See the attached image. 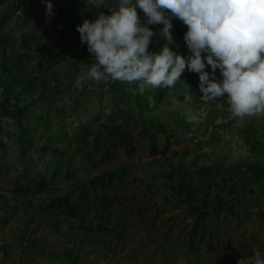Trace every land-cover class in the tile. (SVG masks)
Instances as JSON below:
<instances>
[{
  "label": "rangeland",
  "instance_id": "374dc122",
  "mask_svg": "<svg viewBox=\"0 0 264 264\" xmlns=\"http://www.w3.org/2000/svg\"><path fill=\"white\" fill-rule=\"evenodd\" d=\"M50 2L53 5V15L46 16L45 0H0V20L7 13L12 15L3 26L0 24V52L5 46L8 54L13 56L15 55L13 48L22 49L30 54L25 60V65L15 68L14 73L4 71L2 68L3 55L0 54V80L6 79L15 93L22 89L27 79L34 75L36 70L41 69L40 65L45 67V61L50 55H55V66L52 69L65 66L64 57L66 60H71L75 55L80 56L81 76L85 74L86 60L97 63L89 52H83L76 41L70 45L67 39L55 36L56 10L62 4L71 6L82 22L85 19L94 20L101 11L108 14L116 9L117 4V0H104V4L97 8L88 4L86 0H50ZM30 11L34 13L32 18L27 20L25 15H29ZM137 12L143 20L142 10L137 7ZM91 13L92 16H89ZM172 24V29H174L181 25L182 21L173 17ZM162 27L163 25L156 24L153 30L158 33ZM32 33H35V37L32 35L27 39L24 38L25 34L31 35ZM173 38L178 44L182 42L179 35H173ZM5 39L7 41H4ZM152 42V53L160 52L166 43L160 35L154 36ZM68 51L73 52L72 56L68 54ZM205 65V69L212 72L206 60ZM215 77L218 81L222 79L219 69L216 70ZM79 78L61 77L58 80L64 89L61 104L65 105L68 122L72 117L71 106L74 101L77 106L79 103H86L87 108L92 107L91 98H89L90 91H94L98 101L102 99L106 104L109 102V95H116L118 91L117 89L110 91L109 85L113 82L111 79L101 85L92 80H85L82 85H78ZM195 81L198 82V78ZM136 82L135 89L139 92L140 84L143 82ZM179 83L185 87L184 92L182 88H178L180 95L183 93L185 99L181 100L178 94H174L177 91L173 90V96L165 103L155 104L153 102V111L147 115L152 122L162 121L166 132L161 130L156 140L151 141L150 138L143 139L137 136L138 130H133L135 148L130 151L124 148L117 150V154L112 159L107 160L103 167L96 170L85 168L81 161V154L76 152L77 145L69 144V139H60L58 130L55 135L47 136L42 121H40V132H34L31 129L36 119L39 118L41 109L38 105L41 104L30 106L31 120L25 122L26 125L29 124L28 130H20L19 127L9 123L0 127L2 139L0 142V155L2 156V158L0 156V165H2L0 168V243L11 244L17 254L18 262L19 259H24L25 252L30 251L33 255L48 252L73 253L80 251L81 244H85L81 255L87 256L91 264H237L238 258L235 254L242 255L241 258L246 259L254 253H259L264 258V194H260L258 188L254 193L248 190L223 192L225 199L235 205L236 214H222L219 217V231H222L220 245L212 254L210 253V258L200 263L201 255L196 253V256L192 258L193 263L187 255H184L185 249L182 247L186 245L185 243L180 245L182 242L179 239L182 224L171 219L173 217L171 215L183 217L186 213L185 220L189 222L194 215L192 209H188L187 203L177 202L181 194L187 195L188 193L186 190H181L184 185L180 183L182 177L191 176L199 186L201 192L195 194L198 197L197 200L207 194L215 197L219 192L216 184L221 185L222 175L216 177L208 175L201 167L215 166V170L219 165H222L224 169L239 164L245 167L244 164L253 160L264 159V116L243 119L233 117L226 94L214 101L205 102L199 99L203 94L198 96V92L189 90L184 73ZM125 87V82H122L121 89ZM81 90L86 92L81 95L79 93ZM42 107L50 116L51 107L43 104ZM90 113L88 112L89 116L93 112ZM102 117L103 121L107 118L106 115ZM43 134L45 135L42 136ZM20 139L28 149L26 158L21 155ZM155 141L160 147L170 144L169 154L171 153V156L168 158L163 155H159L158 158L150 156L149 149ZM56 150L59 154L55 153ZM175 151L178 152L177 155H173ZM60 155L65 161L64 165L69 167L70 174L63 168L53 167ZM22 162L30 168L33 174H37L39 179L45 176L48 180V189L33 198L35 206L38 202H47L58 195L73 192L77 188H80V191L86 189L87 202L90 204L89 188L85 185L90 177L98 171H117L124 163H129L130 176L116 188L115 193L116 198L122 199L127 205L115 204L110 219H119L123 214L122 211L131 207L130 211L123 215V220L130 230L134 229L132 236L125 243H121L116 250L110 251L105 248V244L100 242L90 244L81 233L72 231L70 236H65L64 232L68 227L64 222H57L55 226L38 224V217L28 220L29 216H34L35 206L28 207L26 204L28 198L17 196L14 186L18 174L23 173L21 169L17 174L18 171L15 168L20 167ZM56 169L57 172L60 171L59 175L53 174ZM171 175L173 178L170 177ZM169 185H173L182 193L176 194L175 188ZM140 200L141 202L147 200L149 203L146 206L148 210L144 212V219L136 214ZM153 216H157L155 219L157 228L152 231L149 222L152 221ZM6 217H10L8 223L5 222ZM140 219L143 221L141 224ZM166 219H168L167 224L162 226V221L165 222ZM170 223H172V228H170L168 241L162 243V238H159L160 234L169 230ZM156 231L160 234H156ZM147 236L152 239L148 240ZM160 243L165 248L164 252L158 250ZM169 245H176L179 249L176 248L175 252H172L173 249L169 248ZM93 248L96 252H93ZM201 252L198 253L201 254ZM35 258L37 260L34 263H38L37 261H44L45 256Z\"/></svg>",
  "mask_w": 264,
  "mask_h": 264
},
{
  "label": "trees",
  "instance_id": "16d2710c",
  "mask_svg": "<svg viewBox=\"0 0 264 264\" xmlns=\"http://www.w3.org/2000/svg\"><path fill=\"white\" fill-rule=\"evenodd\" d=\"M33 13V11H30L29 15H25L27 20L32 18ZM56 14L57 28L54 31L55 36L67 39L70 45L76 41L80 44L83 52H88L87 45L81 43L80 34L76 30L77 25L83 23L77 12L71 6L62 4L56 10ZM11 16L10 13L5 14L0 20V24L3 26L11 19ZM89 16H92V13ZM153 26L150 25L152 28ZM187 30V26L183 22L181 25L171 29L172 36H181L182 42L178 44L173 38L174 43L169 45L172 51L184 56L186 60L191 55L184 40V35ZM32 35L35 37V33H32L31 35L25 34L24 38L27 39ZM4 41L7 40L5 39ZM152 46L153 42L149 45L148 51L150 53L153 52ZM12 50L15 53L14 56L8 54L5 46L2 48L0 54L3 55L4 63L2 68L4 71L14 73L13 70L15 68H21L25 65V60L28 59L30 54L22 49L13 48ZM68 52L72 56L73 52ZM202 56H206V53H202ZM64 58L65 66L52 69L55 66V55H50L45 61V67L40 65L41 69L36 70V73L27 79L25 85L17 93L14 92L13 87L9 85L6 79L0 80V127L9 123L19 127L20 130H28L29 124L26 125L25 122L31 120L30 106L41 104L38 105L41 113L39 118L36 119L33 125L34 127L31 129L34 132H40V121H42V123L44 122L47 136L55 135L58 130L60 139H69V144L75 143L77 145L76 152L81 154V161L84 163L86 169L96 170L99 167H103L107 160L112 159L117 154V150L124 148L126 151H130L134 149L135 135L133 130H138L137 136L143 139L150 138L151 141L156 140L157 134L161 130L165 131V127L162 121L156 120L152 122L147 118L148 113L153 111L152 103H165L173 96V90L177 91L174 94H178L181 100L185 99L184 94L182 93L180 95V91H178V88H182V92L185 90V87L179 81L172 87L161 86L157 88L146 85L142 92H137L135 89L137 82H125L126 87L121 89L122 82L115 80L109 85V88L110 91H113V89H117L118 91L116 95H109L110 99L108 104L102 99L98 101L94 95V91H90L89 98H91L92 107L87 108L86 103H79V106H77V103L74 101L71 106L72 117L68 122L66 121L68 118L66 117L65 105L61 104L64 89L58 83V80L61 77L67 79H71L73 76L81 77L82 66L79 63L80 56L78 55L72 57L71 60H66V57ZM94 64V61L86 60V69L84 72L86 73ZM205 71L209 72L206 69ZM183 73L189 85V90L198 92V96H201L199 74L189 71L187 66ZM196 78H198V82L195 81ZM98 83L101 85L107 82L101 81ZM84 92L86 91L81 90L79 93L82 95ZM130 97H132V100H130ZM42 104L46 107H51L52 111L50 116L43 109ZM88 112L89 114H91L90 112L93 113L89 116ZM103 115L107 116L105 121H103ZM206 130L208 131V128ZM19 142L22 148L21 155L23 158H26L28 156V149L24 146L21 139ZM170 146L169 144L160 147L156 141L152 142L149 155L155 158L163 155L168 158L171 156V153L169 154ZM55 153L59 154V151L56 150ZM177 154V151L173 152V155ZM61 156L55 161L53 167L58 169L63 168L70 174L69 167L64 165L65 161ZM244 166L240 164L232 165L228 169H224L222 165H219L216 170L215 166L201 167L208 175H214V177L222 175V183L221 185L219 183L216 184L219 192L215 197L207 194L199 200L195 196L197 192H201L197 183L192 180L191 176L182 177L180 183L184 185L181 190H186L188 193L187 195L181 194L177 202L187 203V206H189L188 209H192L194 215L189 222L185 220L187 217L186 213H184L183 217L171 215L173 216L171 219L182 224L181 234L179 235L180 242H182L180 245L185 243L186 246L182 247L185 249L184 255H187L191 263H193L192 258L196 256V253L202 257L199 263L210 258L212 252L220 245L219 241H221L222 231H219V217L222 214H236L235 205L225 199L223 192L228 190L231 192L248 190L250 193H254L256 188H258V192L264 194V159L259 158L253 160L244 164ZM1 167L2 165H0ZM15 169L18 171L17 174L23 169V173L18 174L16 177V183L14 185L16 189L15 193L17 196L27 197L26 204L32 208L35 206L33 198L43 194L49 187L47 177L43 176L39 179L38 175L33 174L24 162H22L20 167ZM130 169V164L124 163L117 171H98L90 177L89 181L85 184L89 188L88 195L89 197L91 196L90 204L87 202L86 189L80 191V188H77L73 192L58 195L47 202H38L34 209V216H29L28 220H33V217H38V224L55 226L57 222H64L68 227L66 232H64L65 236H70L72 231H75L76 233H81L90 244L100 242L105 244L106 249L114 251L121 243H125L132 236L134 230L133 228L130 230L128 224L123 220V215L128 213L131 207L123 210V214L119 219H110L115 204H120V206L127 205L122 199L116 198L115 193L116 188L121 186L130 176ZM59 173L60 171L57 172V169L53 171L54 175H59ZM170 177L173 178V175ZM169 187L175 188L176 194L182 193L173 185H169ZM78 190L79 192H77ZM147 202V200H143L142 202L140 200L139 206L137 207L136 214L142 219H144V212L148 210L146 206L149 203ZM259 212L262 213V211ZM156 217L153 216L152 221L149 222L150 230L152 231L157 228L155 224ZM142 219H140V224L143 222ZM9 220L10 217L5 218L6 223ZM167 220L165 222L162 221V226L167 224ZM170 228H172V223L169 224V230L163 231L161 234L158 233L159 231H156V234H160L159 238H162V243L168 241L169 234L171 233ZM150 238V236H147L148 240ZM162 243L158 246V250L164 252L165 248ZM175 244L178 245L177 243ZM21 245L24 246L23 243ZM176 245H169V248L173 249L172 252H175L176 248L179 249ZM84 248L85 244H81L80 251L73 253L62 252L61 254L48 252L46 254L42 253V255H33L29 251L25 252V255L23 254L24 259H19L18 262L16 260L17 254L15 253V249L10 243H4L0 245V264H91L87 260V256L83 257L81 255V251ZM93 250V252H96L95 248ZM198 252H201V254ZM235 255L238 259L242 256ZM36 256H45V259L44 261L34 263L37 260L35 258Z\"/></svg>",
  "mask_w": 264,
  "mask_h": 264
},
{
  "label": "clouds",
  "instance_id": "9594fccd",
  "mask_svg": "<svg viewBox=\"0 0 264 264\" xmlns=\"http://www.w3.org/2000/svg\"><path fill=\"white\" fill-rule=\"evenodd\" d=\"M100 7L104 0H86ZM46 16L53 5L45 0ZM137 7L144 13L142 20ZM187 26L184 40L191 55L172 51V18ZM163 25L157 33L148 25ZM76 30L80 41L97 61L77 80L108 82L109 79L144 87H172L184 72L199 74V89L205 102L226 94L233 117L264 116V0H117L116 9L85 19ZM166 43L158 53L148 51L152 38ZM206 53V56H202ZM205 60L212 72L205 71ZM220 70L222 79L215 77ZM237 264H264L254 253Z\"/></svg>",
  "mask_w": 264,
  "mask_h": 264
},
{
  "label": "built area",
  "instance_id": "2783aa9c",
  "mask_svg": "<svg viewBox=\"0 0 264 264\" xmlns=\"http://www.w3.org/2000/svg\"><path fill=\"white\" fill-rule=\"evenodd\" d=\"M155 26V25H154Z\"/></svg>",
  "mask_w": 264,
  "mask_h": 264
}]
</instances>
